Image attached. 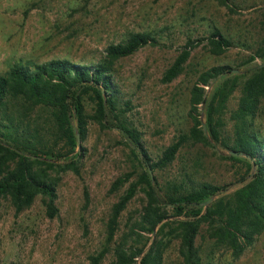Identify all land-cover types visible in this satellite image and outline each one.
<instances>
[{
	"label": "rangeland",
	"instance_id": "rangeland-1",
	"mask_svg": "<svg viewBox=\"0 0 264 264\" xmlns=\"http://www.w3.org/2000/svg\"><path fill=\"white\" fill-rule=\"evenodd\" d=\"M228 3L233 13L214 0H0V76L15 63L67 60L94 65L103 60L106 46L130 34L148 33L158 46H146L110 64L119 110L111 117L112 123L136 130L152 161L178 137L185 138L172 162L151 174L163 196L202 183L231 184L247 174L246 166L226 158L227 150L220 146L191 140L187 117L189 90L198 74L213 66H228L236 76L234 88L212 119L220 140L230 144L235 132L231 114L243 82L264 58L258 57L264 54V0ZM213 31L230 43L218 56L208 52L204 41ZM188 39L203 41L190 52L179 76L161 83L162 74ZM82 105L86 116L85 136L78 138L82 158L77 175L57 176V215L48 219L39 197L19 212L8 199H0V264H89V257L105 246L111 206L129 183L137 181L141 169L118 132L101 129L93 120L91 95L83 98ZM8 109L36 129L37 146L65 149L51 109L19 99ZM246 131L264 139V97ZM125 174L131 175L128 182L109 191L111 183ZM141 189L137 186L120 214L114 239L137 219L144 204ZM173 231V224L164 226L157 237L166 245L161 264H182ZM107 247L100 264L112 263L111 244ZM195 247L200 264H264V231L237 259L207 236L205 226L199 230Z\"/></svg>",
	"mask_w": 264,
	"mask_h": 264
},
{
	"label": "trees",
	"instance_id": "trees-1",
	"mask_svg": "<svg viewBox=\"0 0 264 264\" xmlns=\"http://www.w3.org/2000/svg\"><path fill=\"white\" fill-rule=\"evenodd\" d=\"M214 1L230 13L234 12L228 0ZM202 41H185L174 62L162 74L161 83H170L179 76L190 52ZM204 41L208 52L214 56L230 47L218 31L211 32ZM146 46L156 47L158 43L148 33H134L120 43L106 46L103 60L94 65H78L67 60L32 65L15 63L0 76V199H8L19 212L39 197L44 215L48 219L57 215V176L66 172L78 174L82 149L78 152L76 136L80 140L85 136L86 116L82 102L85 96L91 95L95 106L93 120L101 129L114 128L118 132L141 174L111 206L105 225V246L89 257V264H100L109 244L113 257L111 264H161L166 245L157 237L164 226L171 224L179 243L182 264H200L195 239L202 226L209 238L237 259L264 231V139L246 131L264 97V58L243 82L237 108L231 114L235 132L230 144L220 140L212 116L224 106L234 88L236 76L233 70L228 66L204 70L196 77L188 95L189 138L204 146L224 148L227 150L225 157L242 162L247 174L231 184L202 183L182 193L163 196L151 174L172 162L185 138L178 137L152 161L142 146L139 133L113 124L111 119L119 110L110 64ZM258 57H264V54ZM18 99L51 109L58 132L65 140V149L53 151L36 145V129L8 109ZM130 176L125 174L116 178L109 191L127 183ZM137 186H142L144 196L141 211L137 219L126 226L125 232L114 239L120 214L136 194ZM226 196L229 197L225 199ZM145 235L150 238L145 240Z\"/></svg>",
	"mask_w": 264,
	"mask_h": 264
},
{
	"label": "water",
	"instance_id": "water-1",
	"mask_svg": "<svg viewBox=\"0 0 264 264\" xmlns=\"http://www.w3.org/2000/svg\"><path fill=\"white\" fill-rule=\"evenodd\" d=\"M201 127L203 129V132H205L203 123L201 124ZM76 146H77V148H79V142H78V137L77 136H76Z\"/></svg>",
	"mask_w": 264,
	"mask_h": 264
}]
</instances>
